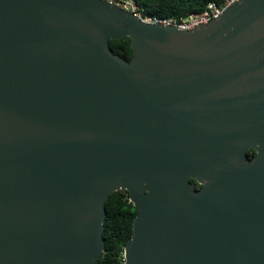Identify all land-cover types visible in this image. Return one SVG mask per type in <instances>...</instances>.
Returning a JSON list of instances; mask_svg holds the SVG:
<instances>
[{"label": "water", "instance_id": "95a60500", "mask_svg": "<svg viewBox=\"0 0 264 264\" xmlns=\"http://www.w3.org/2000/svg\"><path fill=\"white\" fill-rule=\"evenodd\" d=\"M116 191L125 264H264V0L190 31L0 0V264H97Z\"/></svg>", "mask_w": 264, "mask_h": 264}, {"label": "trees", "instance_id": "16d2710c", "mask_svg": "<svg viewBox=\"0 0 264 264\" xmlns=\"http://www.w3.org/2000/svg\"><path fill=\"white\" fill-rule=\"evenodd\" d=\"M144 16L154 18H184L198 14L216 0H134ZM109 47L114 54L130 61L132 50L130 39L110 40ZM254 151H249L251 158ZM106 220L103 230L104 251L97 264H125L124 248L132 234V221L136 208L129 202L127 192L116 191L105 203Z\"/></svg>", "mask_w": 264, "mask_h": 264}, {"label": "built area", "instance_id": "2783aa9c", "mask_svg": "<svg viewBox=\"0 0 264 264\" xmlns=\"http://www.w3.org/2000/svg\"><path fill=\"white\" fill-rule=\"evenodd\" d=\"M111 4L117 8H120L134 16L140 18L141 20L157 24L164 27H174L180 31H190L198 25L206 24L221 16L222 13L230 7L233 3L239 0H216V2H211L206 5V7L198 14H189L184 18H154L144 16L140 11L139 7L136 5L134 0H102Z\"/></svg>", "mask_w": 264, "mask_h": 264}, {"label": "flooded vegetation", "instance_id": "af4514ba", "mask_svg": "<svg viewBox=\"0 0 264 264\" xmlns=\"http://www.w3.org/2000/svg\"><path fill=\"white\" fill-rule=\"evenodd\" d=\"M254 155V154H253ZM197 188H199V186L197 185Z\"/></svg>", "mask_w": 264, "mask_h": 264}]
</instances>
